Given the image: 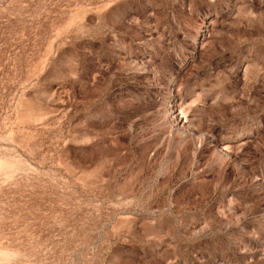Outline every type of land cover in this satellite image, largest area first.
<instances>
[{
	"label": "rangeland",
	"instance_id": "374dc122",
	"mask_svg": "<svg viewBox=\"0 0 264 264\" xmlns=\"http://www.w3.org/2000/svg\"><path fill=\"white\" fill-rule=\"evenodd\" d=\"M0 264H264V0H0Z\"/></svg>",
	"mask_w": 264,
	"mask_h": 264
}]
</instances>
